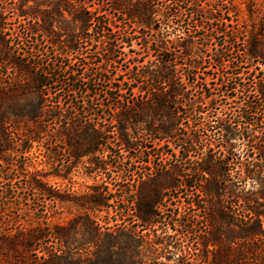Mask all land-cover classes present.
I'll list each match as a JSON object with an SVG mask.
<instances>
[{"label":"trees","instance_id":"16d2710c","mask_svg":"<svg viewBox=\"0 0 264 264\" xmlns=\"http://www.w3.org/2000/svg\"><path fill=\"white\" fill-rule=\"evenodd\" d=\"M62 1L81 24L66 40L56 38L46 10H8L0 0V264H264V16L246 30L232 24L230 9L208 0ZM117 15L123 33L109 29ZM9 21L26 37H13ZM156 22L164 30L147 44L154 58L124 71V82L108 79L119 49L136 35L126 28L137 26L146 41ZM43 35L55 58L31 63L34 52L21 43ZM64 55L69 61L57 60ZM207 98L214 112L202 107ZM44 138L52 143L46 155L57 163V153H66V169L109 152L117 158L111 166L121 170L126 157L152 155L149 141L172 145L176 163L112 192L95 190L65 226L51 227L46 205L71 201L14 164ZM241 139L256 152L250 161L233 152V141ZM24 175L29 183L14 187ZM180 190L198 199L188 206L201 211L197 224L204 230H195V218L178 225L165 214L178 207L173 196L165 204L166 193ZM126 196L132 202L125 218L119 211L121 224L95 215ZM22 207L30 210L24 214ZM79 227L88 236L77 241ZM199 240L201 254L186 253ZM163 255L167 263L158 262Z\"/></svg>","mask_w":264,"mask_h":264},{"label":"rangeland","instance_id":"374dc122","mask_svg":"<svg viewBox=\"0 0 264 264\" xmlns=\"http://www.w3.org/2000/svg\"><path fill=\"white\" fill-rule=\"evenodd\" d=\"M4 7H7V9H11L12 7H21L24 6V8H33V9H39L41 11L46 10L49 13V17L51 18V29L54 31V35H56V38L61 39H67V35L74 31L79 32L81 31V24L78 22L72 21L71 16H69V6L66 4L65 1H62L60 4L59 0H2ZM209 3H212L214 5H219L221 7H224L226 10L230 9L231 13L226 14L229 19L231 20L232 24H237L242 29L250 30L253 25L252 22H255L257 24L260 19L264 16V0H208ZM203 3H206V0H203ZM208 4V3H206ZM206 7V6H205ZM120 16H113L111 18V25L109 29H112L122 33L124 32L125 26L121 23V20L119 18ZM160 18V17H156ZM160 21L161 18L159 19ZM109 21V20H108ZM10 22V21H9ZM110 22V21H109ZM230 23V22H227ZM13 26V27H11ZM9 27V33L13 34V37L15 35H18V38H24L26 37V31L21 25L12 24V21L7 26ZM33 27L37 28L38 25H34ZM12 28V32H11ZM207 28V26H206ZM128 29V33H131L132 35H135L133 37V41L130 46L122 45L120 50V59L117 63L110 64L109 65V74H105V76L109 79L110 77L112 79H120L121 81H125L128 77L126 73H123L124 71L127 72L128 68H131L136 62L145 63L149 61L150 59H153L154 56L152 55L153 52L150 51L147 48L148 43H152V40L155 39L157 33L161 30H164V26L161 25L159 22H156L154 25L153 31H150L147 33L146 41L143 40L145 33L140 35V32L137 31L138 28L135 26L134 28H126ZM153 35V36H151ZM137 36V37H136ZM175 35L171 36L170 39L173 40ZM216 37V36H215ZM218 37V36H217ZM216 37V38H217ZM135 38V39H134ZM219 38V37H218ZM44 39V35L42 37H37V39L23 41L21 43L20 48H22L25 51L28 52H34V57H29L31 59V63H35L39 61V58L43 57H54L55 52L52 51V49H49L48 46L43 45L46 43H41ZM46 39V38H45ZM15 42V38H14ZM218 42V40H216ZM155 47H153L154 49ZM52 54V56H51ZM74 59V58H73ZM58 61H69L67 57L64 56H58ZM4 64H0V72L4 71ZM212 69H209L208 71L210 74H213V71H210ZM207 71V72H208ZM63 74V73H62ZM125 74V75H124ZM64 76V75H62ZM209 88L215 89L216 86L209 84ZM102 89V87L100 86ZM215 98V97H214ZM203 103H205L203 108H209L210 111L214 112L213 108H216L214 102L211 101V98L203 99ZM222 111L223 109L217 111V117L222 118ZM145 141V140H144ZM40 143L34 144L30 149L28 150V153L26 155H22L20 158H16V161L14 164H17V166L20 168L23 164L27 166L28 171V177H34V176H40L44 178L43 182L46 183L48 186H52L59 190V194L61 195L62 199H68V201H71V203H61L58 202L57 204H49L46 205L48 215H47V224L49 226L54 225H60L65 226L73 217L78 215L79 207L78 205H85V203H88L91 200H93L94 196L97 195V192L95 190L98 189V192H101L104 187H108V191H113L115 189L114 186L125 187L133 183L135 178L142 177L143 173L150 172L153 168L160 169L162 167H168L170 165H174L176 163L175 158L172 157L174 154V149L172 145H169L165 142H154L151 143L150 141L147 143V147L150 150V153H152L149 157H138L137 159H129L124 158L123 164H121V170L113 168L111 164L115 163L117 158L114 156H111L109 152L105 154H97L96 157L89 160L87 158L83 159L80 163H73L69 168H65L64 166L62 168L63 163L68 158L66 153L60 152L57 153L58 159L62 160L61 163H57V158L52 159L53 156L46 155V150L48 148V145H51L49 140L46 138L39 141ZM247 142L243 139L233 141V145L235 149H233V152L241 153L242 158L241 161L245 162L246 158L248 157V160L253 159L255 156V150L251 149L247 144ZM53 146V145H52ZM145 146V145H144ZM142 146V147H144ZM51 147V146H50ZM111 148V145H109ZM172 154V155H171ZM48 157H51L50 160ZM54 161V162H53ZM93 161V163H91ZM96 161H99L101 163H106L107 166L103 167L104 169L99 170V168H96L94 164ZM149 161L148 163H146ZM57 163V164H56ZM53 165V166H52ZM58 165V168L56 167ZM67 165V164H66ZM54 170H57V174L60 175L58 177L52 176V174L56 173ZM61 170V171H59ZM264 172V168H263ZM25 177H21L20 179L14 180L12 183L14 187L20 186V185H27L29 183V179L26 175ZM116 179V181H114ZM121 190V188H119ZM247 190H249V186L247 187ZM105 191V190H104ZM23 192V191H22ZM167 202L165 204L170 205L171 201L170 199L173 198L177 201L175 204H178V207H174L170 213V207H168V210L165 212V214H172V216L177 219L178 222L186 223L189 222V220H193L192 218H195V230L201 231L204 230V227L201 226L200 223L197 224V222H200L202 220V215L200 210H197L195 207L188 206V203H192L195 200V197L191 195V192H187L185 190H180L179 192H167ZM22 195V194H20ZM33 196V194L30 192V190L26 191V196ZM24 196V195H22ZM91 197V198H90ZM118 197V195H117ZM31 199H34V197H29ZM198 200V199H196ZM195 200V201H196ZM1 201V199H0ZM118 202V201H117ZM117 202H109L108 207H104L102 210H98L96 216H98L99 219H102L106 222H108L110 225L114 224H121L122 220L128 215L127 212H125V208L128 206H131L132 198L130 196H126L122 198V201ZM34 202L30 200L28 202L29 207H33ZM25 209L24 214L26 213V209L30 210L29 208L22 207ZM196 209V210H195ZM123 211L121 214L124 216L123 219L120 217L119 211ZM11 211H16L14 208ZM81 212V211H80ZM36 213V212H35ZM40 214V212H39ZM75 215V216H74ZM130 218V217H129ZM45 219V220H46ZM131 219V218H130ZM128 220H126V223ZM179 225V224H178ZM177 227V226H176ZM77 232V241H80L83 238H86L88 234L82 232V230L79 227V231ZM200 234V233H199ZM194 242V241H193ZM200 245L195 244L190 246V250L187 248L186 253H189L191 255L198 256L199 248H201V241L199 240ZM195 249L198 251L195 252ZM89 249L88 251H90ZM199 258V257H198ZM197 258V259H198ZM193 259V257H192ZM158 262L167 263L166 256L163 255L162 258L158 259Z\"/></svg>","mask_w":264,"mask_h":264}]
</instances>
